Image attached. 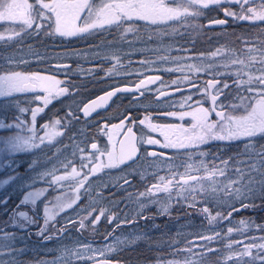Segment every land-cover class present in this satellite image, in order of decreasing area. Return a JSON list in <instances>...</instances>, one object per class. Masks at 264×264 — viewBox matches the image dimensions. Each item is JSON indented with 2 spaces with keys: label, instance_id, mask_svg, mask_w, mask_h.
I'll use <instances>...</instances> for the list:
<instances>
[{
  "label": "rangeland",
  "instance_id": "obj_1",
  "mask_svg": "<svg viewBox=\"0 0 264 264\" xmlns=\"http://www.w3.org/2000/svg\"><path fill=\"white\" fill-rule=\"evenodd\" d=\"M221 1L234 4L233 0ZM13 2L23 3L24 0H8V3ZM27 2L35 4V0H27ZM43 2L52 3V0H43ZM181 2L182 0H177L178 4ZM89 3L98 8L105 4L106 0H89ZM258 4L259 0H256V6ZM235 5L234 10L231 11L239 12V5L236 3ZM171 6L176 7L177 5ZM257 10L261 11L258 7ZM23 11V9L18 10L20 13ZM200 11L199 17L176 18L167 22H158L155 25L134 16L132 27L136 31L132 33L124 31L129 27L128 24H122L119 27L112 24L106 25L102 29L91 30L88 33L61 36L55 32L54 16L52 21H37L43 24L39 33L34 30V26L33 30H25L27 33H31L34 38H40L39 40L46 37L48 41L45 44L36 42L40 46L42 44L45 46L43 50L47 51V54L32 55L30 58L17 61L13 52L8 48L7 52H9L1 60L3 61V70L0 75L13 72L27 75V70L31 67L41 68L40 70L43 72L41 71L40 76L52 77L54 81L61 82L59 85L48 82L46 86L55 91L61 85H65V88L68 89L65 95L73 93V87L77 85L78 81L82 84L97 85L100 88L157 74L162 77L155 89H163V93H165L189 86L190 84L184 81V77L188 76L196 82V89L188 91L182 89L177 93L163 97L159 103L151 101L149 105L143 107V109L152 110L155 106L159 111L155 116L144 113V117H148L150 120L151 118L163 121L169 119L167 122H170L171 118H180L181 112L192 111L191 107H182L186 97H192L189 103L193 106L199 102L200 107L212 108L211 95L213 91L211 90L210 93L208 90L206 94L203 89L206 87V81L213 79V75L205 71L190 73L187 69L189 64L212 65L215 73L219 74L216 78L221 81L220 87H223L224 82L229 85L224 89V95L220 96V102L240 104V101L236 99L237 89L233 86V81L237 79L235 74L238 70L249 72V69L234 67L231 62L236 59L247 62L253 56L259 60V51L249 53L242 41H250L258 50L264 48V45L258 43V41H264V23L259 21L239 22L232 17H226L225 12L217 13L218 17L215 15L210 17L205 14L210 12H205L203 9ZM80 15L86 16L87 10ZM216 18L229 20L231 24L227 22L218 27H206L211 20ZM23 19L22 15H17L14 21L0 20V35L7 37L13 31H20ZM49 23L52 24L51 28L48 26ZM74 23L78 27L83 26L81 20H76ZM181 26L190 32V36L186 40L176 38V28ZM8 40L10 39H3L5 42ZM218 48L222 50L221 55L212 57L211 53ZM201 55L204 57L201 60L189 59V57ZM115 57L119 58V64L113 68V65L116 64ZM52 62H69L73 66L66 70H58L51 66ZM261 67L257 62L252 66L250 74L259 75L257 70ZM174 81H179V84L173 83ZM23 93L24 91L15 92L14 98L0 101V123L6 126L4 129H0V141L2 142H6L10 137L18 134L31 135L29 129L33 127V124L30 109L44 108L43 101L37 99V96L44 94L42 88H38L37 93L32 97L24 96ZM71 100L70 103H74V98ZM73 103L65 105L64 110L57 107L49 110V107L37 114L35 121L37 139L35 142L39 145L38 148L10 153L6 150V144L0 143V229H3V232L15 234L14 240H0V251L5 253L0 255V264H237L241 250L245 246H252V254L256 255V246L264 244V239H260L264 237V228L258 227L264 226V198L261 197L259 190L258 181L261 179L259 174H256L255 177L257 190L254 197L243 201L253 210L248 207L246 211L233 213L229 219L218 218L217 224L220 227H216L215 224H213L214 228L207 227L201 218L205 213L200 210L207 207L211 214L216 215L217 212H221L226 217L227 213L231 211L226 205L232 201H225L223 194L212 197L200 191L202 186L205 189H211L214 186L207 179L200 183H189L184 188H171L170 191L153 189L150 195H139L147 193V189L158 185L159 177L172 179L173 173H178L175 175V180H179L181 175L185 179L189 175L198 179L206 178L207 173L198 170L201 161L208 165L209 171H211L212 165H218L222 160L235 157L236 159L230 161L224 170V176L216 177L214 183L223 186L230 180H235L236 173L233 169L243 167V165L237 164L236 160L248 159L245 154V145L249 143V140L245 137L231 141L214 140L216 143L217 141L221 143V152H210L208 149L206 151V143L200 145L195 151L169 148L174 154V159L171 161L162 159L144 165L140 163V166L137 165L130 171V174L137 176L136 183L122 184L121 176H112L110 171L106 173L104 169L89 175L88 181L80 189L76 204L60 212L55 220L50 222L49 228L58 233L59 226L72 221L70 228L73 232L63 238L54 239L51 242H48L49 239H43V242L39 243L29 239L26 235L30 224L24 229L14 227L11 220L14 213L12 207L15 203L21 205L23 197L28 192L47 189L35 205L28 203L17 208V211L25 210L28 215L34 212L33 214L40 217H44L46 205L49 208L53 206L57 196H73V190L76 187L75 181H66L63 187L50 186L49 182L52 177L44 175L54 170H56V175H63L62 166L68 161H72L74 166L79 169L81 157L89 155L86 151L89 148L88 139L85 140L81 131L77 130L74 124L76 112L70 111L73 108ZM20 109H29V111L22 113ZM216 110L220 111L221 109L217 108ZM173 112L176 113L175 116L168 115ZM213 114L215 115L214 112ZM230 114L240 117L246 113L242 106L239 111ZM187 116L190 115H185L183 118ZM57 119L61 121L63 127L57 125L54 130L60 135H57L51 142L45 141L41 144L39 136L44 135L41 127L45 124L51 126ZM217 120L218 117L214 121ZM209 122L211 121L209 120ZM16 124H20V127H7ZM210 141L208 140V143ZM251 143L254 147L248 149V152L264 150V136L257 135ZM200 153L207 155L201 156ZM189 165H191L190 169ZM170 168L172 171L169 170ZM68 171H71V167ZM143 179L147 180L146 184L142 182ZM4 181L7 183H3ZM4 201L7 203H3ZM235 206L239 208L240 204L236 203ZM165 208L167 211L164 210ZM101 209L105 211V215L101 216L100 220L93 225L92 221L97 215H100ZM148 209H151L159 217L162 214H168L171 210L175 217L180 216V213H186L187 209L188 212L193 211V217L190 220H184V223L181 224L174 223L169 226L167 219L165 226L160 225L165 228L153 236L157 246H159L157 241L163 237L167 238L165 234L172 236L170 239L176 241L177 250L161 249L155 254H150L147 251L144 255H140L138 252L140 241L149 233L143 234L141 229L133 225L120 226L119 230L113 232L114 225H120L123 221L136 217ZM89 212H92L91 216H88ZM256 212L258 213L256 214ZM251 213L255 214L249 216ZM86 216L88 218L84 221L85 227L81 228L79 220ZM172 216L170 214V217ZM183 219L185 218L183 217ZM242 220L245 221V224L240 223ZM38 222L40 223L41 220ZM161 222H164L163 218ZM151 226L154 229L158 228L156 223ZM229 228L233 229L231 233L228 232ZM0 235L3 233L0 232ZM207 236H217L208 245V248L213 250L211 252H208L207 249L201 250L203 241L200 238ZM165 238L161 240V245L167 243L164 242ZM228 245H232V247L229 248ZM174 253L176 255H173ZM261 254L264 255V251H261ZM150 255L151 258H146ZM251 260V257L244 255L240 264H250Z\"/></svg>",
  "mask_w": 264,
  "mask_h": 264
},
{
  "label": "snow or ice",
  "instance_id": "obj_2",
  "mask_svg": "<svg viewBox=\"0 0 264 264\" xmlns=\"http://www.w3.org/2000/svg\"><path fill=\"white\" fill-rule=\"evenodd\" d=\"M220 3L221 0H182L180 4L177 3V0H122L120 3H105L97 8L89 3V0H71V2H69V0H52V3H44L43 0H35V4H30L27 0H24L23 3H8V0H0V20L14 21L17 15H22L24 19L20 26L21 31H24L25 29L33 30L34 26V30L39 33L43 24L37 21H52L54 16L55 32L61 36H75L82 33H88L91 30L102 29L105 28L106 25L112 24H115L117 27L122 24H128L129 27L125 28L124 31L126 33H132L136 31V29L132 27L134 16L146 22L150 21L155 25L158 22H167L176 18H188L190 16L199 17L202 8H208L210 5H219ZM234 3L239 5L240 11L233 12L229 9H225L226 17H232L239 22L259 21L260 23H264V0H259L258 6H256V0H234ZM174 4L177 6L172 7L171 5ZM257 7L261 9V11H258ZM19 9H23L24 11L20 13L18 12ZM85 10H87V15L81 16L80 14L85 12ZM76 20H81L83 26H76L74 23ZM226 23V19H214L209 22V27L214 25H225ZM48 26L51 28L52 24L49 23ZM19 36L20 32L13 31L12 34L7 37L0 35V40L12 39L13 37ZM242 43L246 46V50L249 53L259 51V60H257V57L253 56L247 62L239 59L231 62L234 67L249 69V72L238 70L235 74L237 79L233 81V86L237 89L236 99L240 101V104H223L220 102V96L224 95V89L228 88L229 85L224 82L223 87H220L221 81L216 78L219 74L215 73L212 65H187V69L190 73L205 71L213 75V79L206 81V87L203 89L206 94L209 89L213 91V94L211 95L213 106L210 109L203 108L199 106V102H196V105L193 106L189 103V101L192 100V97H186L182 107H191L192 111L181 112L180 118L183 119L185 115L192 116L194 123L191 131L193 135L187 136V143L172 142L168 136L165 135V143L162 145L165 149L173 148L184 149L185 151H195L200 145L208 140L231 141L240 137H245L249 140V143L245 145V154L248 156V159L236 160L237 164L243 165V167H236L233 169L236 173V179L230 180L223 186L214 183L216 177L224 176V170L228 167L230 161L236 159L235 157H231L229 160H222L218 165H212L211 171H209V166L201 161L198 170L207 173L206 178L201 177L198 179L197 177L189 175L188 178L185 179V177L181 175L179 180H175V175H178V173H173L172 179L159 177V184L154 185L153 188L147 189V193H140V196H145L146 194L150 195L153 192V189L156 191H170L171 188H184L189 185V183H200L207 179V181L213 183L214 186L211 189H205L202 186L200 191H203L212 197H217L220 194H223L225 201H232V203L226 205L231 209L226 217L221 212H217L216 215L213 216L207 207L202 209L209 219L210 224L218 218L229 219L232 217L233 213L250 207V205L243 203V201L253 198L255 195L257 190V181L255 179L256 174H259L261 177L258 181V185L261 197L264 198V150L259 152H248V149L254 147L251 141L257 135L264 136V48L258 50L255 45H252L248 40H243ZM258 43L264 45V41H258ZM221 51L222 50L218 48L215 52L211 53V56L219 57ZM203 58V55L199 57H189V59L192 60H201ZM114 59H116V64L113 65V68L119 64V58L115 57ZM257 62L262 66L257 70L259 75H252L250 74L251 68ZM184 81L190 84L193 89H196V82L192 81L188 76L184 77ZM48 82H54L56 85L61 83L58 80L54 81L52 77L40 76L38 74L22 75L19 72H13L0 75V96L11 95L14 92H23L29 88H42L44 94L42 96H37V99L42 100L43 105L46 107L51 103L52 99L63 95L68 91L67 88H57L53 91L46 86ZM152 82V80L147 81V83ZM145 83V81L141 80L135 85V89L139 91ZM173 83L179 84V81H174ZM121 91H132V89L116 88L114 91L108 92L100 99L106 101L117 92ZM160 94L164 95L163 92ZM242 106L246 113L245 115L237 117L230 114L239 111ZM97 107H99V104L96 101H92L91 104L84 106L82 112L85 116H88L90 112ZM217 108H220L221 110L217 111ZM20 111L23 113L29 111V109H20ZM30 111L32 114L33 127L29 129V132L32 134L27 136L18 134L10 137L6 142L0 141V143L6 144V150L8 152L16 153L39 147L35 142L37 139L35 121L37 114L43 112L44 108L36 107L35 109H30ZM213 112L218 117V120L209 122L210 115ZM168 115L175 116L176 113H168ZM125 120L133 122L131 116L125 117ZM147 120L148 117H145L144 120L140 121V124H145V121ZM124 124L125 121L122 120L119 127L123 128ZM57 125L63 127L59 119L55 120L51 126L45 124L41 127V131L44 132L43 136H39L41 144L45 141L51 142L57 135H60L59 132L54 130ZM5 127L6 126L3 123H0V129H4ZM7 127L19 128L20 124L8 125ZM148 127L151 128L152 131H157L159 129V126L153 125L150 122L148 123ZM159 130L162 131V129ZM184 131L187 134V130ZM136 142L137 138L132 127H127L125 140L120 142L118 152L115 149L112 151H102L96 143H93L91 148L95 151L88 156L81 157L79 169L74 166L72 161H68L62 166L64 170L63 175H56V170L51 173H45L44 175H50L52 177L49 182L50 186L63 187L64 182L75 181L76 187L73 190L72 197L60 195L56 197V202L51 208L47 205L45 206L44 227L40 229L38 235L45 239H50V236L45 235L50 222L54 221L55 217L60 212L67 208H71L76 204V201L79 199L80 189L83 188L85 182L88 181L89 175L98 173L104 168L118 167L126 161L132 160L137 154ZM142 142L148 145H158L161 143L159 140L153 139L151 136H148V138ZM97 153H99V156H97ZM149 155L157 157L156 152H151ZM200 155L204 156L207 154L200 153ZM105 156L107 158L106 164L101 161V158ZM253 157H256V159H253ZM160 158L168 159L163 157L162 154ZM69 167H71L70 172L68 171ZM188 168L190 169L191 165H189ZM85 170L87 171L85 172ZM169 170L172 171L171 168ZM3 183H7V181H4ZM125 183H128V181H125ZM45 191H47V189L28 192L23 197L21 205H26L28 203L35 205L36 201L44 195ZM3 203H7V201H4ZM236 203L240 204L239 208L235 206ZM21 205H17V208ZM164 210L167 211L166 208ZM93 211H96V209H93ZM91 215L92 212H89L88 216ZM103 215H105V211L101 209L100 215L95 217L92 224L95 225ZM87 218L88 217L86 216L79 220L81 228L85 227L84 221ZM11 220L14 227H20L21 229L26 228L28 224L36 222L27 212L24 211L14 212ZM240 223L245 224V221L242 220ZM258 227L264 228V226ZM59 231L62 232L63 229H60ZM232 231L233 229H228L229 233ZM0 232L3 233V235H0V240L15 239L14 233L3 232V229H0ZM216 238L217 236L201 237L200 239L203 241L201 250L203 251L207 249L208 252L213 251L208 248V245ZM260 239H264V237H261ZM228 247L231 248L232 245H228ZM256 247L257 253L253 256L252 246H245L241 250L240 259L237 261V264H240L244 255L252 258L250 264H264V255L261 254V251H264V244ZM189 251H191V249H189ZM4 254L3 251H0V255Z\"/></svg>",
  "mask_w": 264,
  "mask_h": 264
},
{
  "label": "flooded vegetation",
  "instance_id": "obj_3",
  "mask_svg": "<svg viewBox=\"0 0 264 264\" xmlns=\"http://www.w3.org/2000/svg\"><path fill=\"white\" fill-rule=\"evenodd\" d=\"M120 2H122V0H106V3H120ZM235 6H236L235 3L231 4V3H226L225 1H221L219 5H210L208 8H202V9L205 12L219 13V12H225L224 11L225 9L234 10ZM26 31L27 30L18 31L20 32L19 37H13L12 39L6 42L3 40H0V61L3 60L5 55L9 52V51L7 52L8 48L11 50V52H13V56L15 57V59H17V61L30 58V56L32 55L40 56V54L41 55H43L44 53L47 54V51L45 52L43 50L44 49L43 47H45L43 46V44H45L48 41L46 37H43L41 38V40H39L40 38H34V36H32L31 33L29 32L27 33ZM36 41L39 43H43L42 46H40V44L37 43ZM53 63H57V62H52L51 66ZM72 66L73 65L71 64V67ZM40 69L41 68L35 69L31 67V69L27 70V75H32V74L40 75L42 71ZM2 70H3V61L0 62V72ZM60 70H65V69H60ZM160 77L162 76L160 75ZM139 80L140 79L132 80V81L126 80V81H123L122 83L115 84V85L126 84L130 86H135ZM78 82H77V85L73 87L74 89L73 93L57 96L56 98L52 99L50 104H48L46 107L45 106L43 107L44 108L50 107L49 110L54 107H57L60 109L62 108V110H64L65 105L67 104L72 105L73 102L72 103L70 102L72 101L71 99L74 98L75 101L73 103V108L70 111L72 112L74 111V113L76 112L75 117H74V122H75L74 124L76 125L77 130L81 131L80 133L83 134V136L85 137V140L88 139L87 142L89 143V148L86 151L89 154L95 151L91 148V145L93 143H96L97 146L102 151L103 150L112 151L113 149H115L118 152V144H119L120 139L127 132V127H132L133 132L135 133L136 138H137L136 144L139 150L137 159L133 161L132 163H129L128 165L121 164L115 168H104V171L106 173L110 171L111 174H113L112 176H115V175L121 176V178H123L121 180L122 184H129L132 182L134 183L137 182L138 180L137 176L130 174V171L137 165L140 166V163L144 165L145 163H151L153 161H159V160L161 161L162 159H164V158H160L161 153L164 154V155L162 154L163 157L168 158V159H165L166 161H171L172 159H174V154L172 153V151H170L169 148L165 149L162 147V145L165 143V135H167L168 138L172 142H175V143L185 142L187 141V136L193 135L191 131L193 127V123H194L192 116H187L183 119L171 118L170 122H167V120L169 119H165L163 121V120H154L153 118H151L150 120L149 118L147 121H145V124L143 125L140 124V121L145 119L144 113H148L151 115L153 114L155 116L159 112L158 110H156L157 108H155V106H153L152 110L143 109V107H146L147 105H149L151 101L154 103H159L162 100V99H159L158 96H159V93L163 91V89L156 90L155 89L156 84L153 86L144 88V89H140L139 91L118 94L111 101L107 109L99 111L98 113L86 119L81 114L85 103L88 100H90L92 97L96 96L99 93H102L104 91L111 89L115 85H106V86H102L98 88L97 85H92L88 83L82 84L81 82L80 83ZM85 82H88V81H85ZM59 88H65V85H61ZM37 91H38V88H37ZM23 94L24 96H28V97H32L35 95V94L30 95L26 93L25 91ZM14 97H15V92L12 93V95L7 99L14 98ZM7 99H4V100H7ZM0 101H3V100H0ZM128 116H131L132 121L134 123L125 120V117H128ZM216 118L217 117L212 113V117H210L209 120L211 122H214ZM122 120L125 121L123 128L119 127L121 125ZM149 122L153 125L159 126V129H162V131L159 129L157 131H152V129L148 127ZM184 130H187V134L185 133ZM148 136H151L153 139L159 140L161 143L158 145H148L146 143H143L142 141H145L148 138ZM205 143H206L205 147H207L205 148L206 151L208 149L210 152H219V151L221 152L222 146L219 141H217L216 143L214 142V140H211L210 143H208V141H206ZM151 152H156L157 157H152L151 155H149ZM97 156H99V153H97ZM101 161L106 164L107 163L106 156L102 157ZM125 181H128V183H125ZM142 182L146 184L147 180L143 179ZM114 183H117V181H114ZM17 205L19 204L15 203V205L12 207L14 209V212L17 211ZM244 210L246 211V209ZM250 210H253V208L250 207ZM23 211L27 212L25 210ZM145 211L146 210H144L142 213H140V215H137L136 217H133L127 221H123L120 225H114L112 229L113 232H115V230H119L118 228L120 226L126 227V226L133 225L134 227H138V229H141L142 230L141 233L143 234L149 233L148 236H145L144 239L143 240L141 239L140 241L139 248H138V252L140 255H144L145 253H147V251H149L150 254L151 253L155 254L157 253V251L160 252L161 249L177 250V244L175 243L176 241H173L170 239L172 238V236L165 234L167 238L163 237L161 238V240L165 238L164 242H167V243H163L161 245L160 244L161 240L157 241L159 246L155 244L156 242H154L153 236H156L157 232L165 228L160 225L165 226V221L167 219L169 220V226L174 223L181 224V223H184L183 222L184 220H190L193 217L194 215L193 211L188 212V209H187L188 213L187 212L180 213V216L178 217H175L173 210H171L168 214H162L161 217H159L151 209H148L146 212ZM200 211H202V209ZM33 213L31 212L29 216L32 217L36 222L33 224H30V226L27 229L26 235L29 239L38 241L40 243V242H43V239H45L42 236L38 235V233L40 232V229L44 227V217H40L39 215L33 214ZM257 213L258 212H256V214ZM170 214H172L173 216L170 217ZM212 215L215 216L214 214ZM251 215L252 214H249V216ZM183 217L185 219H183ZM162 218L164 219V222H161ZM201 218L203 219V221H205L207 227L211 226L212 228H214L213 224H215L216 227L217 226L220 227L217 224L219 222L218 219L216 221H213L210 224L209 219L207 218L206 214L202 215ZM38 220H41V222L39 223ZM153 223H156V225H158V228L154 229L153 226H151V224ZM71 224H72V221L64 223L61 226H59L58 227L59 230L63 229V231L62 232L59 231L58 233L48 228L47 232L45 233V235L51 237L48 242H51L54 239L63 238L68 233L73 232L71 231L72 229L70 228ZM173 255H176V254L174 253ZM146 258H151V255Z\"/></svg>",
  "mask_w": 264,
  "mask_h": 264
},
{
  "label": "water",
  "instance_id": "obj_4",
  "mask_svg": "<svg viewBox=\"0 0 264 264\" xmlns=\"http://www.w3.org/2000/svg\"><path fill=\"white\" fill-rule=\"evenodd\" d=\"M69 65H70V64H67V63L54 64V67H58V68H66V67H68ZM155 78H156V77H149V78H146V79H142L143 81L146 82L144 86H147V85L152 84V83L155 81V80H154ZM149 80H152L153 82H152V83H147V81H149ZM144 86H143V87H144ZM116 88H127V87L119 86V87H116ZM116 88H113V89H111V90H109V91H107V92H104V93L98 95L97 97H95L94 99L90 100L86 105L91 104L92 101H96V102L99 104V107L95 108V109H94L93 111H91L90 113H93V112L98 111V110H100V109L106 108V106L108 105V103L111 101V99H112L117 93L125 92V91L117 92L114 96H112L111 98L107 99L106 101L100 99L101 97H104L108 92H112V91H114ZM182 89L190 90V89H193V88H192L191 85L186 86L185 88H177V89H174V90H171V91L165 92L164 95H161V97H167V96H169V95H172V94H174V93H177L178 91H180V90H182ZM28 91H29V92H34V91H35V88H29ZM210 93H211V89H210ZM5 96H6V95H5ZM5 96H0V98H3V97H5ZM211 101H212V100H211ZM122 141H124V140H122ZM119 148H120V146H119ZM133 159H134V157H133ZM133 159H132V160H133ZM129 161H131V160H129ZM129 161H126L125 163H128Z\"/></svg>",
  "mask_w": 264,
  "mask_h": 264
},
{
  "label": "trees",
  "instance_id": "obj_5",
  "mask_svg": "<svg viewBox=\"0 0 264 264\" xmlns=\"http://www.w3.org/2000/svg\"><path fill=\"white\" fill-rule=\"evenodd\" d=\"M206 15H210V17L211 16H214V15H216V14H214V13H205ZM220 15V14H219ZM229 23H230V21H229ZM231 24V23H230ZM176 32H177V34H176V38L177 39H179V38H183V39H188L189 38V36H190V32L188 31V29H186L184 26H181V27H177L176 28ZM201 47V46H200ZM201 51V50H200Z\"/></svg>",
  "mask_w": 264,
  "mask_h": 264
},
{
  "label": "bare ground",
  "instance_id": "obj_6",
  "mask_svg": "<svg viewBox=\"0 0 264 264\" xmlns=\"http://www.w3.org/2000/svg\"><path fill=\"white\" fill-rule=\"evenodd\" d=\"M85 105H86V104H85ZM85 105H84V106H85ZM109 105H110V104H109ZM109 105L106 106V109L108 108ZM84 106H83V108H84ZM98 112H99V111H95V112H93L91 116H93L94 114H96V113H98ZM81 114H82L83 117H85L86 119L89 118V117H91V116H89V115H88V116H85L83 113H81ZM135 136H136V135H135ZM251 214H252V213H251ZM251 216H253V214H252Z\"/></svg>",
  "mask_w": 264,
  "mask_h": 264
}]
</instances>
